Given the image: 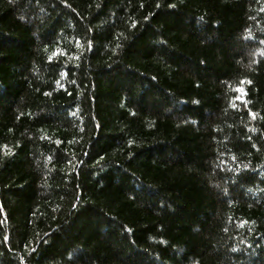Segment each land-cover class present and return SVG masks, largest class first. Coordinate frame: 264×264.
<instances>
[{"label": "trees", "instance_id": "16d2710c", "mask_svg": "<svg viewBox=\"0 0 264 264\" xmlns=\"http://www.w3.org/2000/svg\"><path fill=\"white\" fill-rule=\"evenodd\" d=\"M0 264H264V0H0Z\"/></svg>", "mask_w": 264, "mask_h": 264}]
</instances>
